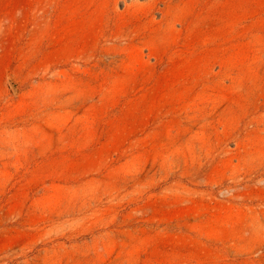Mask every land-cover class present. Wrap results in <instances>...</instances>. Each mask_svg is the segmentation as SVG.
<instances>
[{"label":"rangeland","instance_id":"obj_1","mask_svg":"<svg viewBox=\"0 0 264 264\" xmlns=\"http://www.w3.org/2000/svg\"><path fill=\"white\" fill-rule=\"evenodd\" d=\"M0 264H264V0H0Z\"/></svg>","mask_w":264,"mask_h":264}]
</instances>
